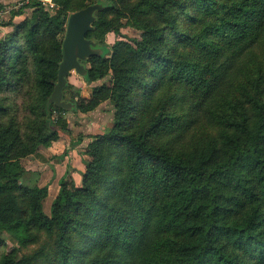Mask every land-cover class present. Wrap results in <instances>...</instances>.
<instances>
[{
	"label": "trees",
	"instance_id": "1",
	"mask_svg": "<svg viewBox=\"0 0 264 264\" xmlns=\"http://www.w3.org/2000/svg\"><path fill=\"white\" fill-rule=\"evenodd\" d=\"M52 1L54 14L37 0L12 11L30 13L0 40V264H264V0ZM93 4L104 8L86 38L101 55L82 79L111 86L67 100V78L62 94L72 111L109 100L112 126L47 215L48 188L21 184L22 159L69 136L48 100L66 19ZM120 16L140 36L109 47ZM4 235L24 250L47 242L15 256Z\"/></svg>",
	"mask_w": 264,
	"mask_h": 264
},
{
	"label": "rangeland",
	"instance_id": "2",
	"mask_svg": "<svg viewBox=\"0 0 264 264\" xmlns=\"http://www.w3.org/2000/svg\"><path fill=\"white\" fill-rule=\"evenodd\" d=\"M21 1L22 0L18 1V5ZM37 1L41 3V5L44 7V9L47 12H49L50 14L55 13L56 6L52 0H37ZM91 1H95V0H87V2H91ZM26 2H28V0ZM16 4L17 2L14 3L13 5H8V6H14ZM21 7L22 6L19 5L18 9H20ZM18 9H14V11ZM22 10L24 12L22 15L28 12L30 13V10L28 8L22 9ZM4 16H5L4 18L3 16H0V40L5 39L12 32V29H13L12 24H16L15 22H12L13 19L10 16V14L9 15L6 14ZM17 17L19 18L20 16H17ZM113 22H114V25H116V27L118 28V32L116 33V32L111 31V32L106 33L103 36V43L105 45L111 47L118 40H123L125 42L132 43V39L139 38L140 30L136 29L131 24V21L128 17L120 16L119 18H117V21L113 18ZM88 66L89 65L87 63L86 67ZM68 81H69V87L64 91V97L67 100L74 98V97L76 98V100H80L81 98H84L87 100L92 94L93 87L100 86L102 84L111 86L110 75L105 76L102 80H98L91 84H87L82 79V77L78 76L75 72H72L68 76ZM2 96H5V93L2 94ZM12 97L14 99V105H13L14 108L11 111V114H15L17 115V118L19 117V119H22L24 116L28 114V112L25 111L26 100L24 97L26 96L25 94H23L22 97L21 95H15ZM113 111H114L113 105L109 102V100H106L102 102L100 105H98L96 108H94L92 111L82 112L80 110H76V111L69 110V111H65L62 114L61 118L67 121L68 129H69V137L72 140L71 142L73 143L74 141H76V138L81 139V140L80 139L77 140V145L75 146L77 149H75L74 147L77 153L76 158L80 157L83 160L82 162L90 158L86 154V152H87L89 144L94 141L93 137L91 136L94 134H99V133L109 130V128L112 126ZM53 118L54 119L56 118V114L53 115ZM55 141H52L49 145L45 147H40L36 151L35 154H38V155L40 154L44 158H47V159L50 158L52 162H55L57 157H53V156H58L57 154H59L60 151L63 150L62 145L57 146V147L51 146L52 143ZM67 146H68V143H67ZM51 147L54 148L53 149L54 155L51 152V149H50ZM68 150L72 151L73 149L69 146ZM35 154H32L22 159V165L25 169V174L23 175L20 182L24 186H27V184L32 183L35 185L37 184L36 186L39 185L38 187L40 188L47 187L46 185L39 184L40 183L39 177L41 176L43 172L48 170V167H47L48 164H43L40 160L36 159L34 156ZM68 166H67L66 172L61 178H68V177L70 178L71 172L68 169H70L71 167L69 168ZM82 168L84 170V164ZM76 185L81 186V179H77ZM56 195L54 196V198L56 197ZM50 197H52V194L51 196L49 195V198L48 196H46L42 204L43 211L47 215L50 214V206L54 199L53 198L51 199L52 201H50ZM3 238H5L6 240H5V244L2 247V249L5 252H10L15 247L16 248L15 256H21L24 253L30 252V250L32 249L33 250L39 249L41 245L47 242V237L42 236L39 239V242L37 244L31 245V247H28L27 249L24 250V249H19L17 246H15V244L9 242L7 240V235H4Z\"/></svg>",
	"mask_w": 264,
	"mask_h": 264
},
{
	"label": "water",
	"instance_id": "3",
	"mask_svg": "<svg viewBox=\"0 0 264 264\" xmlns=\"http://www.w3.org/2000/svg\"><path fill=\"white\" fill-rule=\"evenodd\" d=\"M103 8L101 4H93L68 15L61 43V62L57 71V81L48 104L64 111L72 110L74 107L70 102L63 100L62 90L70 73L75 72L83 77L87 72L86 64L89 60L101 55V50L95 48V43L87 39L86 34L92 31L94 13L101 12Z\"/></svg>",
	"mask_w": 264,
	"mask_h": 264
},
{
	"label": "crops",
	"instance_id": "4",
	"mask_svg": "<svg viewBox=\"0 0 264 264\" xmlns=\"http://www.w3.org/2000/svg\"><path fill=\"white\" fill-rule=\"evenodd\" d=\"M19 0H0V5L2 6H8V5H13L14 3H18ZM12 12V11H11ZM29 13V12H28ZM28 13H25L24 15L20 16L19 18L17 16H15L12 20V22H19L21 20L24 19V17L26 15H28ZM9 15V14H8ZM5 16H3L4 18ZM94 134V133H93ZM80 138H76V141H74L73 143L71 142L72 140L70 139V137L68 135H61V137L58 138L57 141L53 142L51 146H60L62 145V149L60 151L59 154H57L58 156H53V157H57V159L55 160V162H52L50 160V158H44L42 155H38L35 154V158L40 160L43 164H48V170H46L45 172H43L41 174V176L39 177L40 183L38 181V183L40 185H46L48 188V198L49 195L52 197H50V201H52L51 199L54 198V196L57 193L58 190V182L61 179V177L64 175V173L66 172L67 166L70 168L68 170H70L71 172V177L74 180L75 183H77V179H81V173L83 171V160L79 157L76 158L77 153L76 150L77 149L75 146L77 145V140ZM84 139V138H83ZM81 140V139H80ZM83 141V140H82ZM81 141V142H82ZM80 142V143H81ZM68 143V146H67ZM79 144V143H78ZM71 147L73 150H68V147ZM75 147V149H74ZM52 154L54 155L53 152V147L50 148ZM78 177V178H77ZM27 185H35L32 183H29ZM37 185V184H36ZM39 186V185H38Z\"/></svg>",
	"mask_w": 264,
	"mask_h": 264
},
{
	"label": "built area",
	"instance_id": "5",
	"mask_svg": "<svg viewBox=\"0 0 264 264\" xmlns=\"http://www.w3.org/2000/svg\"><path fill=\"white\" fill-rule=\"evenodd\" d=\"M27 0H22L19 5L22 6ZM18 3L14 6H2L0 5V16H4L6 14H10L11 11H14V9H18Z\"/></svg>",
	"mask_w": 264,
	"mask_h": 264
}]
</instances>
